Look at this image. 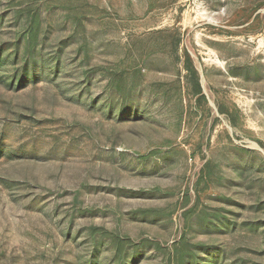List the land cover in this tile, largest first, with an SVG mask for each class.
Returning a JSON list of instances; mask_svg holds the SVG:
<instances>
[{"label": "rangeland", "instance_id": "374dc122", "mask_svg": "<svg viewBox=\"0 0 264 264\" xmlns=\"http://www.w3.org/2000/svg\"><path fill=\"white\" fill-rule=\"evenodd\" d=\"M0 264H264V0H0Z\"/></svg>", "mask_w": 264, "mask_h": 264}, {"label": "trees", "instance_id": "16d2710c", "mask_svg": "<svg viewBox=\"0 0 264 264\" xmlns=\"http://www.w3.org/2000/svg\"><path fill=\"white\" fill-rule=\"evenodd\" d=\"M34 64H35V62L34 63H32V66H29V67H31V69H33L34 68ZM28 67V66H27ZM186 70L192 75V76H196V71L194 70V68L191 66V65H186ZM194 85L196 86V88H195V90L198 92L199 90H200V87H199V84H198V82H195L194 83Z\"/></svg>", "mask_w": 264, "mask_h": 264}]
</instances>
